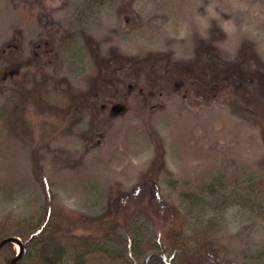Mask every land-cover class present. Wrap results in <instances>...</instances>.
Instances as JSON below:
<instances>
[{"label":"rangeland","instance_id":"1","mask_svg":"<svg viewBox=\"0 0 264 264\" xmlns=\"http://www.w3.org/2000/svg\"><path fill=\"white\" fill-rule=\"evenodd\" d=\"M259 73L264 0H0V224L38 222L50 193L92 223L78 234L106 240L93 222L116 215L117 237L161 247L159 176L185 216L178 262L264 264ZM21 74L42 105H19ZM161 251L124 264H168Z\"/></svg>","mask_w":264,"mask_h":264},{"label":"trees","instance_id":"2","mask_svg":"<svg viewBox=\"0 0 264 264\" xmlns=\"http://www.w3.org/2000/svg\"><path fill=\"white\" fill-rule=\"evenodd\" d=\"M11 49L14 52L16 51L15 48ZM5 76L11 77V74ZM18 77L16 83L12 84L11 89L14 92V96L18 98L19 105L26 102L42 105L45 102L43 91L38 87L27 90L22 81V74ZM255 80H257L264 93V74L259 73ZM146 180L150 186V205L159 208L160 211H164L168 216L173 217V230L171 233H173L174 238L163 236L161 247L156 245L157 241L150 239L147 241L146 247L143 250H139L136 248H138V242L141 241L117 237L118 232L126 227L127 224L114 221L117 219L116 215H106L101 217L99 222H93L94 225H98L99 227L110 226L111 230L109 232L116 235H108L106 236V240H99L92 239V237L85 236L84 234H78L77 229L79 227H87L92 223L88 222L84 216L61 205L50 193L48 194L47 206L38 209L37 216L40 219L38 222L31 223L30 225L19 223L17 229L13 230L11 228L12 230L9 229L7 231L0 224V233L3 232L0 235V242L7 237L23 238L26 254L23 258L18 259L15 264H62L69 252H72V264H94L92 258H96L107 264H124L126 261L138 262L142 256L157 252L158 249L162 250L161 254L169 257L170 264H190L183 261L178 262L177 257H173L172 254L176 244L178 245V242L184 240L182 233L185 227V216L175 201L163 195L159 176L152 178H147L146 176ZM138 195L139 191L137 190L127 196L125 203L128 207L133 205L134 198ZM111 237L114 239L111 240ZM102 241L105 246H108L112 242V248L108 249V247H104ZM126 248H129V250ZM11 255H14V251ZM157 258L158 256L154 257V259ZM9 262L10 260L7 258L6 264H9ZM149 264L154 263L150 262Z\"/></svg>","mask_w":264,"mask_h":264},{"label":"flooded vegetation","instance_id":"3","mask_svg":"<svg viewBox=\"0 0 264 264\" xmlns=\"http://www.w3.org/2000/svg\"><path fill=\"white\" fill-rule=\"evenodd\" d=\"M6 239V238H5ZM4 240V239H3ZM2 240V241H3ZM20 240V239H19ZM1 241V242H2ZM0 242V243H1ZM21 247L23 248V249H21V251L19 252V253H17V256H20V258H23L24 257V255L26 254V248H25V246H24V244H23V241L21 240ZM20 247V248H21ZM3 248H7L8 249V251H9V255H7V257H4L3 259L1 258V260H0V262H1V264H6V259L8 258L9 260H10V262H9V264H15V263H12L13 262V259L15 258V257H17L16 255H15V252H14V255H11V253L13 252V250H12V248H11V242H8V243H6V244H4V245H2L1 247H0V252H1V250L3 249ZM17 248V247H16ZM149 257H151V255H149ZM20 258H18V259H20ZM17 259V260H18ZM62 264H64V263H62ZM71 264H72V261H71Z\"/></svg>","mask_w":264,"mask_h":264},{"label":"water","instance_id":"4","mask_svg":"<svg viewBox=\"0 0 264 264\" xmlns=\"http://www.w3.org/2000/svg\"><path fill=\"white\" fill-rule=\"evenodd\" d=\"M112 110H113L114 112H122V111L124 110V107H123L122 105L117 104V105H114V106L112 107ZM13 240H19V239H18V238H6V239H4V240L0 243V247H1L2 245H4V244L8 243V242H13ZM22 249H23V248H22ZM20 256H21V255H20ZM20 256L15 257V258L13 259V262H12V263H15V262L17 261V259L20 258Z\"/></svg>","mask_w":264,"mask_h":264},{"label":"bare ground","instance_id":"5","mask_svg":"<svg viewBox=\"0 0 264 264\" xmlns=\"http://www.w3.org/2000/svg\"><path fill=\"white\" fill-rule=\"evenodd\" d=\"M19 249V247H17Z\"/></svg>","mask_w":264,"mask_h":264}]
</instances>
